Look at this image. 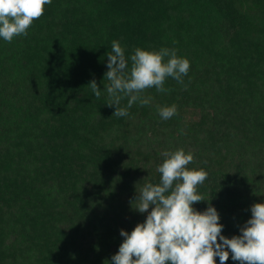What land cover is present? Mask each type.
Returning <instances> with one entry per match:
<instances>
[{
  "label": "trees",
  "instance_id": "obj_1",
  "mask_svg": "<svg viewBox=\"0 0 264 264\" xmlns=\"http://www.w3.org/2000/svg\"><path fill=\"white\" fill-rule=\"evenodd\" d=\"M113 40L129 67L136 47H166L189 72L116 117L103 82ZM178 148L207 173L193 207L211 204L223 235H241L264 202V0H52L27 36L0 38V264H111L121 230L147 218L137 189Z\"/></svg>",
  "mask_w": 264,
  "mask_h": 264
},
{
  "label": "clouds",
  "instance_id": "obj_2",
  "mask_svg": "<svg viewBox=\"0 0 264 264\" xmlns=\"http://www.w3.org/2000/svg\"><path fill=\"white\" fill-rule=\"evenodd\" d=\"M52 0H0V38L12 42L17 36H27L32 23L39 19ZM104 81L107 105L115 106L116 117L127 116L133 104L149 105L151 97L144 93L150 88L158 92L167 78L178 83L188 74L190 61L179 56L177 49L159 50L136 47L130 57L118 40L111 42ZM95 98L101 97L95 79L88 85ZM127 98V106L121 101ZM158 113L167 120L177 114L176 105L158 106ZM163 161L157 167L158 183H144L131 201L140 213H148L125 238L111 264H226L229 256L240 264H264V202L251 206V218L241 227V235H223L217 209L209 204L205 211L193 205L204 200L198 187L207 179L203 168H189L193 154L183 148L161 153ZM135 202V204H134ZM151 207V210L149 211Z\"/></svg>",
  "mask_w": 264,
  "mask_h": 264
}]
</instances>
